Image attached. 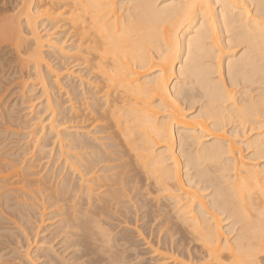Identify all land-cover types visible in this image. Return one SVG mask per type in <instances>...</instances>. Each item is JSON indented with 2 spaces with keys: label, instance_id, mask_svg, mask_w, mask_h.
Returning a JSON list of instances; mask_svg holds the SVG:
<instances>
[{
  "label": "bare ground",
  "instance_id": "obj_1",
  "mask_svg": "<svg viewBox=\"0 0 264 264\" xmlns=\"http://www.w3.org/2000/svg\"><path fill=\"white\" fill-rule=\"evenodd\" d=\"M0 56V264H264V0H1Z\"/></svg>",
  "mask_w": 264,
  "mask_h": 264
},
{
  "label": "rangeland",
  "instance_id": "obj_2",
  "mask_svg": "<svg viewBox=\"0 0 264 264\" xmlns=\"http://www.w3.org/2000/svg\"><path fill=\"white\" fill-rule=\"evenodd\" d=\"M0 1H1V0H0ZM3 47H6V44H5ZM7 47H8V46H7ZM7 47H6V49H5L6 51H3V53H1V54H3V55H2L3 59H4L5 57H8V56H7V52H8V48H7ZM5 52H6V55L4 54ZM4 55H5V56H4ZM9 56H10V55H9ZM11 56H12V55H11ZM0 57H1V56H0ZM2 57H1V58H2ZM1 58H0V59H1ZM10 58H11V60H10ZM10 58L8 57L9 60L6 59V61L2 62L3 65H5V62H6V63L8 62V64H9L10 61L13 60L12 57H10ZM3 59H1V60H3ZM4 60H5V59H4ZM3 65H2V66H3ZM7 66H8V65H7ZM12 66H13V65H12ZM10 67H11V66L9 65V67H6V69L9 70ZM3 68H4V67H3ZM4 69H5V68H4ZM4 69H3V71H4ZM3 71H2L1 73H3ZM7 72H8V73H7ZM9 72H10V71H5V73L2 74V78H1V74H0V80H1V81L3 80V82H5V85L7 84L6 81H8V80L5 79V76H6L5 74L7 73V75H8ZM4 75H5V76H4ZM11 78H12V76H11ZM4 79H5L6 81H4ZM9 79H10V77H9ZM14 81H17V80H14ZM3 82H1V83H3ZM8 82H10V80H9ZM11 82H12V81H11ZM11 82H10V83H11ZM13 83H15V82H13ZM0 86H1V88H2V90H3V88H4V83H3V86H2V84H1ZM17 86H18V85H17ZM11 87H13L14 89L11 90ZM16 88H17V87H15L14 85H11V84H10V86H9V84H7V85H6V89H7V90L5 89V93H4L3 95H2V92H1V90H0V94H1L0 96H2V97H0V100L4 101V99L6 100V98H7V96H8L7 99H9V100H6V102L8 103V102H11L10 99L13 100L15 97H18V96H17L18 93H17V95H16V92H14V91L16 90ZM3 91H4V90H3ZM7 91H8V93H6ZM9 92L11 93V95H10ZM12 92H13V97H14V98H13V97H10V96H12ZM14 93H15V94H14ZM8 94H9V95H8ZM4 96H5V97H4ZM1 98H2V99H1ZM2 101H1V103H2ZM37 102H38V101H36V102H34V103L36 104ZM23 132H24V131H23ZM21 141H22V142H21ZM21 141L19 142V141L17 140V141H12V142H18V143H24V142H26L25 140H24V141L21 140ZM0 154H1V153H0ZM229 238H230V237H229Z\"/></svg>",
  "mask_w": 264,
  "mask_h": 264
}]
</instances>
